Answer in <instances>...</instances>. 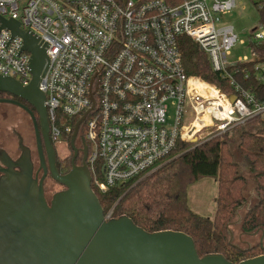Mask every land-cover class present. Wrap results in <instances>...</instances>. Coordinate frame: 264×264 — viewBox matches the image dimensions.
Segmentation results:
<instances>
[{"label": "built area", "instance_id": "1", "mask_svg": "<svg viewBox=\"0 0 264 264\" xmlns=\"http://www.w3.org/2000/svg\"><path fill=\"white\" fill-rule=\"evenodd\" d=\"M247 1L259 21L249 32L250 55L236 59H230L236 34L224 16L238 0H0V17L45 43L47 67L38 87L51 136L73 133L84 116L78 128L88 141L98 196L155 169L177 143H198L264 113V101L227 71L252 59L249 42L264 39V0ZM181 37L197 45L214 72L228 76L234 92L186 74ZM22 47V38L0 22V76L25 86L32 74ZM255 68L264 83V62Z\"/></svg>", "mask_w": 264, "mask_h": 264}, {"label": "water", "instance_id": "2", "mask_svg": "<svg viewBox=\"0 0 264 264\" xmlns=\"http://www.w3.org/2000/svg\"><path fill=\"white\" fill-rule=\"evenodd\" d=\"M0 22L1 28L22 38V50L30 53L28 66L32 74L25 86L0 76V91H8L34 106L42 125L51 177L64 186L47 204L43 177L39 183L32 178L31 163L25 154L20 171H8L0 179V264H233L220 253L199 257L193 239L183 232H148L125 215L107 217L110 210L104 214L91 187L87 164L73 165L65 174L56 170L46 133L45 95L38 87L47 67L45 43L23 32L15 20L0 17ZM36 139L41 155L37 129ZM190 143L197 144V140ZM236 264H264V253Z\"/></svg>", "mask_w": 264, "mask_h": 264}, {"label": "trees", "instance_id": "3", "mask_svg": "<svg viewBox=\"0 0 264 264\" xmlns=\"http://www.w3.org/2000/svg\"><path fill=\"white\" fill-rule=\"evenodd\" d=\"M261 20L264 21L263 15ZM249 43L254 51L252 59L231 63L227 71L242 89L264 101V83L257 78L255 68L264 62V39ZM179 47L186 74L199 77L222 92H234L228 76L214 72L191 39L181 37ZM171 154L158 168L98 195L104 214L110 210V217L125 215L148 232H183L193 239L199 257L220 253L236 264L264 253L260 242L241 248L230 241L231 224L247 201L249 180L255 201L244 208L239 227L246 235L264 231V113L224 132L209 134L197 144L179 142ZM204 177L214 178L217 184L211 218L192 211L187 203V187Z\"/></svg>", "mask_w": 264, "mask_h": 264}, {"label": "flooded vegetation", "instance_id": "4", "mask_svg": "<svg viewBox=\"0 0 264 264\" xmlns=\"http://www.w3.org/2000/svg\"><path fill=\"white\" fill-rule=\"evenodd\" d=\"M36 129L40 143V154L36 139ZM46 133L53 150L54 167L60 174L67 173L73 165L87 164L89 145L84 131L78 128L73 133L56 140L51 136L49 123H46ZM28 155L31 163V176L39 183L42 179L44 197L47 204L52 195L64 189L60 183L52 179L48 154L44 143L42 125L39 115L32 104L8 91H0V179L8 171H20L23 155ZM41 158L43 165H41ZM48 181L59 186L51 196L47 197Z\"/></svg>", "mask_w": 264, "mask_h": 264}, {"label": "rangeland", "instance_id": "5", "mask_svg": "<svg viewBox=\"0 0 264 264\" xmlns=\"http://www.w3.org/2000/svg\"><path fill=\"white\" fill-rule=\"evenodd\" d=\"M224 21L233 26L237 38V41L231 49L230 59H236L237 57H241L244 55L249 56V32L251 28L254 27L259 21L258 12L247 0H238V6L233 9L230 14L224 16ZM240 41H242V43H240ZM169 113H173L172 108L169 109ZM160 165L161 164H159L156 168H158ZM216 186V180L212 177H204L199 181L188 186L186 190V195L189 208L200 215L208 216L211 218L215 209V198L217 189ZM47 187L48 190L50 189L52 192H54L55 189H60L59 186L53 185L52 181H48ZM246 188L247 201L245 202L244 207L239 209L238 215L231 224L230 229V241L233 244L240 246L241 248H246L250 245H254L260 242V240L261 243L264 245L263 230L259 229L251 234L246 235L240 230L239 227V221L244 212V208L252 205L255 201V194L250 180ZM50 190L47 193V197L51 196Z\"/></svg>", "mask_w": 264, "mask_h": 264}]
</instances>
